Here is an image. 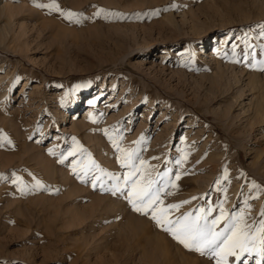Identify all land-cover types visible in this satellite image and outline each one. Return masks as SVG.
<instances>
[{
  "label": "rangeland",
  "instance_id": "374dc122",
  "mask_svg": "<svg viewBox=\"0 0 264 264\" xmlns=\"http://www.w3.org/2000/svg\"><path fill=\"white\" fill-rule=\"evenodd\" d=\"M73 1L0 0V264H215L133 209L124 176L135 169L121 159L160 187L158 207L187 201L172 220L223 209L218 231L241 211L259 226L264 0ZM4 5L25 10L10 18ZM117 25L134 33L119 46L106 39ZM99 89L91 124L74 125ZM244 260L255 264L229 257Z\"/></svg>",
  "mask_w": 264,
  "mask_h": 264
},
{
  "label": "snow or ice",
  "instance_id": "6c2138e0",
  "mask_svg": "<svg viewBox=\"0 0 264 264\" xmlns=\"http://www.w3.org/2000/svg\"><path fill=\"white\" fill-rule=\"evenodd\" d=\"M41 6L58 7L55 0H52L49 5ZM74 15L76 14L68 12L70 18ZM261 34L264 35V32ZM260 64L261 67H264V61H261ZM94 102L89 101V103ZM8 142L11 143V141ZM117 147L119 146L117 145ZM130 159H132L130 154L125 155L121 159V164L135 169L134 172H129L124 176V187L128 188V195L125 198L135 211L144 214L151 213L152 219L185 248L204 255H211L215 260V264H230L229 257H233L239 262L245 254L249 258L255 259V264H264V219L259 221V226L249 225L245 222L244 213L241 211V213L233 214L226 220L223 228L219 231L216 229V225L224 219L223 209H221V214L211 222L207 217V211H210V209L203 210V216L198 213L193 217L191 213H184L172 220L169 218L170 211L178 209L180 204L187 203V201H181L179 204H169L166 207H158V205L163 204L160 199V187L153 188L151 180L144 183L141 179H137L140 169L135 168L134 164L129 165L128 160ZM73 171H75V168ZM83 178L81 177V179ZM176 178L179 179V174ZM37 185H39V182H37ZM95 185L96 180H93V186ZM129 185H131L130 188ZM173 187H175V184H173ZM111 190L113 194L121 191L119 181ZM261 215L264 216V211ZM253 228H255L254 231ZM243 264H249L248 260H244Z\"/></svg>",
  "mask_w": 264,
  "mask_h": 264
},
{
  "label": "bare ground",
  "instance_id": "6f19581e",
  "mask_svg": "<svg viewBox=\"0 0 264 264\" xmlns=\"http://www.w3.org/2000/svg\"><path fill=\"white\" fill-rule=\"evenodd\" d=\"M74 2V1H73ZM88 1L87 0H77V1H75L74 2V4H73V6L75 7V8H80V9H82V10H85V8H86V3H87ZM104 3H106V5L108 4V5H112V4H116L117 2H115V3H113V1H105ZM112 3V4H111ZM120 3V2H119ZM115 6H117V5H115ZM129 6V5H128ZM25 6H23V5H21V6H12V5H4V7H3V11L5 12V13H7V15L11 18V17H15L17 14H18V12H21V11H23V10H25V8H24ZM87 11V10H86ZM192 12V11H191ZM193 14V13H192ZM190 16H192V15H190ZM194 17V16H193ZM183 18V17H182ZM193 19V18H192ZM169 21L170 22H172V23H174V19H172V18H170L169 19ZM193 21V26H194V23L195 24H197V26H198V22H200L198 19H194V20H192ZM197 22V23H196ZM53 23V22H52ZM176 23V22H175ZM55 24V23H54ZM101 24V23H100ZM49 26V25H48ZM51 26H53V24L51 25ZM50 26V27H51ZM55 26V25H54ZM53 26V27H54ZM192 26V27H193ZM200 26V25H199ZM90 27V26H89ZM110 27V26H109ZM123 26H120V25H117V26H114V29H113V31H114V33H112V34H114V35H106V39L108 40V41H111L112 42V44H114V45H116V46H119L120 44H122L123 43V41H124V37L125 36H127V35H129V31L131 30V34H134L133 33V27H124V28H122ZM191 27V28H192ZM23 28V29H22ZM25 28H26V26L24 25V24H22L21 26H20V29H22V31H23V33H26V31H25ZM112 28H113V25H112ZM111 28V29H112ZM197 30V29H196ZM21 31V32H22ZM111 31V30H110ZM96 32V31H95ZM230 31H227V33H225V34H223L222 36V38L221 39H219V37H218V34H214L213 36L214 37H216L215 39H213V40H211L210 41V43L211 42H215L216 41V43H215V48H218L217 47V42H219L220 40V42L222 43L223 41H226V39H227V35H228V33H229ZM97 33V32H96ZM18 34V33H17ZM100 34V33H99ZM19 35H20V33H19ZM19 35H16L15 36V34L13 35V39L15 40V42H17V44H18V46L20 47V49H22V48H24V47H26V42L24 41V39H22ZM22 35V34H21ZM25 35V34H24ZM23 35V36H24ZM226 35V37H224ZM229 37V36H228ZM12 39V38H11ZM224 43V42H223ZM148 47H145V48H143V49H141V50H146ZM19 49V50H20ZM130 49V48H129ZM18 50V51H19ZM21 51V50H20ZM131 51H128V52H126V53H124L123 54V56H122V59H124V58H126L127 56H128V54L130 53ZM147 52H144V53H141V56L142 55H144V54H146ZM124 61V60H123ZM162 61V60H161ZM143 65V63L142 62H138V65L137 66H142ZM150 68V66L148 67V69ZM101 92H102V89H99V90H97L94 94H92V95H89V97H88V101H87V104H88V107H87V111L85 112V114L83 115V117H82V119H81V121L79 122V124H77V123H75V122H73L74 123V125H80V126H87L89 123L91 124V122L93 121V118H94V116H95V114L93 113L94 112V110L92 109V103H89V101H95V99H97L99 96H101ZM98 93V95L96 96L95 94H97ZM77 99L75 100V102H73L71 105H70V107H74V109H76L75 111H74V109H73V112H72V114H73V116L75 117L76 115V113L78 112V110L80 109V106H79V97H80V94H77ZM92 97V98H91ZM255 97H257V96H255ZM260 97V96H259ZM100 98V97H99ZM132 99V98H131ZM264 99V98H263ZM262 99V97H261V99H259V100H257V101H255V102H253V100H252V102H253V105L254 106H252V107H254V109H253V116L252 115H250V116H252V118H253V120H257V121H264V100ZM135 100V99H134ZM152 102L151 101H149V103H147V106H149L150 104H151ZM255 103V104H254ZM91 104V105H90ZM250 110V109H249ZM251 111V110H250ZM68 113L67 112H64L63 113V115L60 117V122H65V116L67 115ZM252 114V113H251ZM73 121V120H72ZM89 126V125H88ZM87 126V127H88ZM140 130V129H139ZM163 138V137H162ZM162 141V140H161ZM164 142V141H163ZM161 143V142H160ZM159 145V144H158ZM75 190V189H74ZM70 194V193H69ZM72 194V193H71ZM73 195V194H72ZM95 202V201H94ZM109 208V207H108ZM100 210V209H99ZM77 214V213H76ZM75 214V215H76ZM73 217H74V215H73Z\"/></svg>",
  "mask_w": 264,
  "mask_h": 264
}]
</instances>
